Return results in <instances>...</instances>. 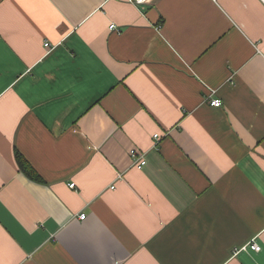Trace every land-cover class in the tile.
I'll list each match as a JSON object with an SVG mask.
<instances>
[{
    "label": "crops",
    "instance_id": "0c3cea01",
    "mask_svg": "<svg viewBox=\"0 0 264 264\" xmlns=\"http://www.w3.org/2000/svg\"><path fill=\"white\" fill-rule=\"evenodd\" d=\"M0 264H264V0H0Z\"/></svg>",
    "mask_w": 264,
    "mask_h": 264
},
{
    "label": "built area",
    "instance_id": "2783aa9c",
    "mask_svg": "<svg viewBox=\"0 0 264 264\" xmlns=\"http://www.w3.org/2000/svg\"><path fill=\"white\" fill-rule=\"evenodd\" d=\"M128 1L135 4V5H142L145 2H147V0H128ZM110 28L114 29V26L111 25ZM44 47L48 49V48H50V44L48 42H45ZM210 104L212 106L218 107V106H221L222 102L220 99L215 98V99L210 100ZM158 137H159V134H157V133L153 134V138L155 140L158 139ZM128 155H129V158L131 160L132 165L137 167V168H141L146 162L145 153L142 152L141 150H138L135 147L129 149ZM68 186L70 188H74L75 184L72 182V183H69ZM84 218H85V214L82 213V214L78 215V219L83 220ZM248 246L253 251H259V249H260V246L255 242H251Z\"/></svg>",
    "mask_w": 264,
    "mask_h": 264
},
{
    "label": "trees",
    "instance_id": "16d2710c",
    "mask_svg": "<svg viewBox=\"0 0 264 264\" xmlns=\"http://www.w3.org/2000/svg\"><path fill=\"white\" fill-rule=\"evenodd\" d=\"M15 160L19 170H21L27 177L36 181L41 180L37 173L29 166L27 161L18 152H15Z\"/></svg>",
    "mask_w": 264,
    "mask_h": 264
}]
</instances>
